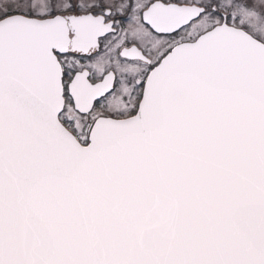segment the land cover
Here are the masks:
<instances>
[{
    "label": "snow or ice",
    "instance_id": "obj_1",
    "mask_svg": "<svg viewBox=\"0 0 264 264\" xmlns=\"http://www.w3.org/2000/svg\"><path fill=\"white\" fill-rule=\"evenodd\" d=\"M0 264H264V0H0Z\"/></svg>",
    "mask_w": 264,
    "mask_h": 264
}]
</instances>
